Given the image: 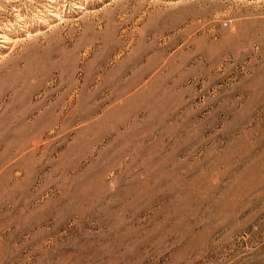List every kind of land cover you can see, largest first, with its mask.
Instances as JSON below:
<instances>
[{"label":"rangeland","instance_id":"rangeland-1","mask_svg":"<svg viewBox=\"0 0 264 264\" xmlns=\"http://www.w3.org/2000/svg\"><path fill=\"white\" fill-rule=\"evenodd\" d=\"M0 264H264V0H0Z\"/></svg>","mask_w":264,"mask_h":264}]
</instances>
